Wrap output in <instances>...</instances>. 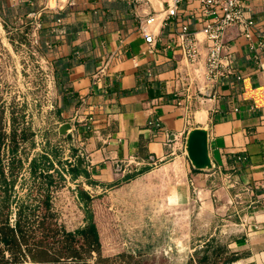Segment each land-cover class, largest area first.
Here are the masks:
<instances>
[{"label": "crops", "instance_id": "obj_1", "mask_svg": "<svg viewBox=\"0 0 264 264\" xmlns=\"http://www.w3.org/2000/svg\"><path fill=\"white\" fill-rule=\"evenodd\" d=\"M247 3L256 27L250 37L228 28L221 68L229 75L211 80L198 0H184L174 17L162 0H0V47L13 48L10 36L22 33L52 65L56 129L72 124L58 138L76 160L75 150L84 152L74 178L105 190L131 186L150 225L164 222L177 246L189 240L196 264L210 256L213 264H264V0ZM33 12L43 23L35 38ZM150 15L152 52L139 29ZM183 24L199 39L194 63ZM194 126L208 127L212 170L194 169L184 153Z\"/></svg>", "mask_w": 264, "mask_h": 264}, {"label": "rangeland", "instance_id": "obj_2", "mask_svg": "<svg viewBox=\"0 0 264 264\" xmlns=\"http://www.w3.org/2000/svg\"><path fill=\"white\" fill-rule=\"evenodd\" d=\"M10 38L13 48L0 47V128L7 134L13 127L19 133L25 128L30 135L20 142L16 154L17 158L22 159V166L15 170V184L9 191L10 206L6 209L9 222L15 224L21 204H29L31 212L35 214L32 217L36 221L34 227L37 235H43L38 225L45 214L44 201L47 198L52 215L48 222L59 228L73 232L92 215L99 231L101 254L110 259L99 264H196L197 250H191L193 246H189V240L188 246H177L176 241L165 235L164 222H152L150 225L148 208L136 204V199L130 195L131 186L100 189L69 173L70 160L74 155L72 149L58 138L55 122L57 87L52 65L41 61L30 36L13 33ZM44 154L50 160L44 162L45 166H49L45 168L46 172L49 169L54 176L51 185L47 183L46 172L40 173L44 168L43 163L36 173L31 171L32 158ZM11 158L8 137L3 148V167L8 178H12ZM82 189L91 195L87 203L80 198ZM4 191L0 185V200L5 196ZM155 217H160L159 211ZM136 230L139 231L138 235ZM152 230L156 231L155 239L149 236L153 234ZM62 238V235L57 237L51 250L56 251L63 246ZM5 253L10 259V254ZM213 261L214 258L210 256L207 263L213 264ZM24 264L40 263L28 257ZM51 264L98 263L94 256L81 261L63 258Z\"/></svg>", "mask_w": 264, "mask_h": 264}, {"label": "trees", "instance_id": "obj_3", "mask_svg": "<svg viewBox=\"0 0 264 264\" xmlns=\"http://www.w3.org/2000/svg\"><path fill=\"white\" fill-rule=\"evenodd\" d=\"M64 96V95H63ZM67 99V96H64ZM29 132L25 128L19 133L15 127L12 128L10 134H7L2 128H0V185L4 188L5 196L0 200V264H24L25 260L30 257L40 264H51L61 261L63 258L70 260H86L88 257H96V263L101 261H109V258H104L101 254V241L99 231L96 222L90 214L84 226L79 227L75 231H67L62 227L48 222L50 220L51 213H49V201L46 198L44 201L45 214H43L42 221L39 222V227L42 228L43 235L38 236L35 226V219L31 212V206L29 204H21L18 212L17 219L14 225L9 222V213L6 212L10 206L11 191L15 184V170L21 168L22 159L17 158L16 154L21 141H25L29 137ZM10 138V152L11 158V173L12 178H8L3 167V148L6 145V139ZM78 150H75L77 153ZM49 160V156L46 154L38 157H33L31 160V171L36 173L40 167H43L41 174L48 168L44 165V162ZM50 161V160H49ZM43 163V166H41ZM50 167L52 163H49ZM41 171V170H40ZM69 173L75 177L79 172L76 165L68 169ZM48 177L47 183L51 185L54 183L53 174L49 173V169L46 172ZM10 191V192H9ZM80 198L86 203L91 199V195L85 191L80 190ZM40 207V206H39ZM30 210V213H28ZM48 211V213H47ZM33 213V214H31ZM53 225V226H52ZM63 243L56 251L51 250L54 243L57 242V237L60 238ZM52 239V240H51ZM1 242L6 245V249L2 247ZM66 242V244H65ZM25 246V247H24ZM5 250L10 252V259L6 257Z\"/></svg>", "mask_w": 264, "mask_h": 264}, {"label": "built area", "instance_id": "obj_4", "mask_svg": "<svg viewBox=\"0 0 264 264\" xmlns=\"http://www.w3.org/2000/svg\"><path fill=\"white\" fill-rule=\"evenodd\" d=\"M16 1V0H12ZM130 4L138 6L146 0H127ZM166 5V12L170 17L178 14L180 5L184 0H162ZM201 3L202 11L206 13L204 31L206 33V41L208 46V58L206 72L211 80H219L229 75L221 66L222 59L226 49L224 37L229 27L239 25L243 34L250 37L253 28L256 27L255 20L248 14L250 7L248 0H198ZM30 17L34 20L32 23V34L34 38L42 28L41 15L33 12ZM155 23L154 15H150L140 24V31L145 35L146 41L149 43L148 51L154 50L155 35L148 28ZM181 42L185 54L191 63L197 61L199 56V39L195 33L191 32L188 25L181 26ZM264 45V43L262 44ZM257 58L259 55L257 54ZM228 73V74H227ZM151 76V73H149ZM150 125L158 127V121H150ZM76 157L70 160L75 164ZM14 225V224H13ZM222 264H235L233 261H226Z\"/></svg>", "mask_w": 264, "mask_h": 264}, {"label": "water", "instance_id": "obj_5", "mask_svg": "<svg viewBox=\"0 0 264 264\" xmlns=\"http://www.w3.org/2000/svg\"><path fill=\"white\" fill-rule=\"evenodd\" d=\"M71 128L70 122H64L58 127V132L60 135H66ZM209 141V130L206 126H194L187 132L184 153L196 170L207 171L214 168ZM76 166L79 170L86 167L82 150L77 153Z\"/></svg>", "mask_w": 264, "mask_h": 264}]
</instances>
